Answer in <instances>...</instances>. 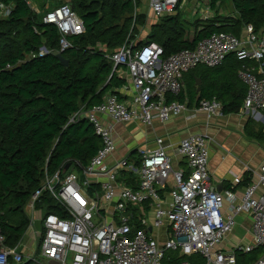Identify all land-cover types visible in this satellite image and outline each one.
<instances>
[{
	"label": "built area",
	"instance_id": "1",
	"mask_svg": "<svg viewBox=\"0 0 264 264\" xmlns=\"http://www.w3.org/2000/svg\"><path fill=\"white\" fill-rule=\"evenodd\" d=\"M184 5L185 0H149L156 21L175 15ZM12 11L11 5L0 3L1 19L10 17ZM193 13L205 21L212 14L208 3H196ZM43 24L58 30L60 54L71 47L70 37L85 34L83 20L69 4L50 10ZM48 54L43 47L38 56ZM229 56L242 63L238 76L247 88L243 113L261 124L264 134V26L260 30L251 25L243 27L238 36L213 34L193 49L166 59L163 48L155 42L138 48L134 42H127L109 60L114 67L126 68L130 86L121 93L130 100L121 102L109 95L102 104L82 108L74 115L72 123L87 120L93 126L102 147L82 172L70 171L63 179L56 174L33 194L26 213L37 250L24 256L18 247H7L0 232V264H163L167 252L199 256L204 264H237L239 254L264 248V165L259 178L237 195L231 190H212L205 136L189 137L178 145L177 154L186 161L189 174L173 169L162 139L157 140L155 149L137 150L136 160L129 159L130 155L115 156V132L109 122L151 126L182 115L189 110L188 100L181 103L171 98L184 92V76L199 66L217 68ZM191 110L208 117L223 114V106L215 98L201 100ZM127 175L135 177L134 186L120 185ZM235 182L239 183V179ZM47 191L61 207L63 217L36 211ZM162 193L170 196L168 208L163 206ZM146 207L154 213L152 223L146 218ZM136 208H140V214L135 213ZM242 213L252 219L251 242L225 250L222 246L233 234L235 219ZM38 214L40 218H36ZM37 223L42 231L34 230ZM164 224L170 231L161 246L150 231ZM253 264H264V249Z\"/></svg>",
	"mask_w": 264,
	"mask_h": 264
},
{
	"label": "trees",
	"instance_id": "2",
	"mask_svg": "<svg viewBox=\"0 0 264 264\" xmlns=\"http://www.w3.org/2000/svg\"><path fill=\"white\" fill-rule=\"evenodd\" d=\"M27 1L0 0L13 7L10 17L0 18V232L9 248L18 247L29 229L26 207L45 179L56 174L63 179L73 168L82 172L101 149L93 126L87 120L72 123L71 119L82 108L102 104L109 95L119 101L124 98L118 90L126 80L118 75L121 67L113 73L109 56L134 42L133 34L148 21L147 14L136 11L139 0H56L48 10L40 5L39 13ZM62 4H69L85 27L84 35L69 38L71 47L62 53L67 67L52 55L60 50L58 30L43 24L45 15ZM228 4L233 10L220 20L218 9ZM210 7L215 14L211 21L189 25L179 14L158 20L148 39L135 47L155 42L166 59L213 34L238 36L243 27L264 26V0H210ZM43 47L50 54L39 57ZM241 66L234 56L214 69L200 71L203 66H199L184 76V92L171 100L187 99L192 107L215 98L224 114L238 113L247 93L238 76ZM68 164L71 168L65 172ZM127 180L129 186L135 185L134 176L127 175ZM60 208L48 191L36 205L37 212L63 217ZM257 252L261 249L250 254ZM240 255L249 254H239L237 264H247ZM184 262L204 264L199 256L175 252H167L163 260V264Z\"/></svg>",
	"mask_w": 264,
	"mask_h": 264
},
{
	"label": "crops",
	"instance_id": "3",
	"mask_svg": "<svg viewBox=\"0 0 264 264\" xmlns=\"http://www.w3.org/2000/svg\"><path fill=\"white\" fill-rule=\"evenodd\" d=\"M139 1L141 3L145 1L146 5H149V0ZM193 6L195 9L196 3ZM32 7L37 13L42 11L40 4H37V0L33 1ZM48 9L49 7H46L45 4V10ZM136 11L142 13L140 8ZM181 11L178 10V13L175 15ZM157 22L151 11H148V24L152 27ZM121 72L124 73L121 74ZM118 75L120 78L126 80L124 87L130 86L127 71L123 70V67L119 69ZM124 87L118 90L120 94H122L121 92ZM244 87L246 92L247 88L245 85ZM123 97L122 102L130 100L125 96ZM187 106L189 110L180 116L173 117L166 123L157 121L151 126H145L138 122L129 124L109 122L114 128L115 140L117 142L116 158L127 156L131 153L132 156L135 155L138 158L137 150L140 148L155 149L157 148V140L162 139L163 147L167 151L168 156L172 158L173 169L175 171L184 170L186 174H189L190 171L186 161L177 154L178 145L186 138L205 136L207 141L212 142L211 152L208 146V169L212 190L217 192L231 190L237 195H241L245 187L259 178L260 168L264 165L263 126L255 122L249 115L243 113V104L238 113H223L220 117H208L203 113L192 112L191 108L193 106L190 107L188 102ZM236 179H239V183L235 182ZM119 183L121 186L128 185V180H123ZM163 195L164 193L161 195V199L163 198L162 200H164L163 206L168 208L170 196L168 194ZM134 211L136 214H140V208H136ZM224 211L227 212L228 208L225 207ZM145 215L148 221L152 223L154 217L153 211L146 207ZM166 226L164 224L160 229L152 228L153 231H150L152 237L161 246L164 245V242L169 237L170 230ZM38 228L39 226L35 225L34 230H38ZM251 230V217L245 213L240 214L235 219L233 234L222 247L226 250L233 247L234 244H249L251 242ZM32 236V233L27 230L18 246V251L24 256H31L37 250L38 244L33 240Z\"/></svg>",
	"mask_w": 264,
	"mask_h": 264
},
{
	"label": "rangeland",
	"instance_id": "4",
	"mask_svg": "<svg viewBox=\"0 0 264 264\" xmlns=\"http://www.w3.org/2000/svg\"><path fill=\"white\" fill-rule=\"evenodd\" d=\"M30 2L33 3L34 0H29ZM53 1H56V0H37V4H40V5H43V4H46V7H49V9H51L52 7H54V4L52 3ZM210 0H185V5L179 9L182 10L179 14H180V17L187 21V24H192L193 22L201 19L200 15H194L193 11H194V6L193 4L194 3H199L200 6L202 5V3H208L209 6H210V3H209ZM140 11L144 14L147 13L148 15V11L150 12V7L149 5H146L145 1H143V3L140 2ZM57 5V4H56ZM232 6L231 4H228L226 5L225 7H223L222 9H218L219 11V16H220V20H222L224 17H228V15H230V13L232 12ZM211 18L207 21H211L214 19L215 17V14H214V11L211 9ZM213 16V18H212ZM201 21L200 23H203L202 21H205V20H199ZM151 33V26L150 24H148V21H147V25L146 27H143V28H140L137 32H135L133 34V37L134 35L136 37H134V43H138V42H141V41H146L149 37V34ZM136 39V41H135ZM206 68L204 67H201V68H198L197 70H205ZM124 72H121V74H123ZM117 143V142H116ZM208 146H209V149H210V152H211V147H212V142L211 141H208ZM71 172H75L76 174H79V171L76 170L75 168L71 169ZM60 178V177H59ZM53 179V178H52ZM51 178L48 177V179H45V181L42 183L45 187L47 182L48 181H51L52 180ZM61 179V178H60ZM36 218H40V215H36ZM37 226H39V230L42 231L43 228L41 227L40 224H36ZM264 248L261 249V252ZM261 252H257V253H254V254H249V255H240V259H242L245 263L247 264H251L252 262L256 261L260 256H261ZM168 253H173V252H168ZM167 261V260H165ZM253 264V263H252Z\"/></svg>",
	"mask_w": 264,
	"mask_h": 264
},
{
	"label": "water",
	"instance_id": "5",
	"mask_svg": "<svg viewBox=\"0 0 264 264\" xmlns=\"http://www.w3.org/2000/svg\"><path fill=\"white\" fill-rule=\"evenodd\" d=\"M52 55L60 61L62 66H64V67L68 66L69 62L62 56V54L55 52V53H52ZM116 69H117V67H114L113 73L115 72ZM113 73H112V75H113ZM112 75H111V77H112ZM197 84H199V82ZM70 168H71V164H68L65 167V172L69 171Z\"/></svg>",
	"mask_w": 264,
	"mask_h": 264
},
{
	"label": "bare ground",
	"instance_id": "6",
	"mask_svg": "<svg viewBox=\"0 0 264 264\" xmlns=\"http://www.w3.org/2000/svg\"><path fill=\"white\" fill-rule=\"evenodd\" d=\"M178 13V12H177ZM195 15V14H194ZM174 16V15H173ZM176 16V15H175ZM50 54V53H49ZM184 82H185V80H184ZM182 97V96H181ZM105 99V98H104ZM178 99H180V98H178ZM180 101V100H179Z\"/></svg>",
	"mask_w": 264,
	"mask_h": 264
}]
</instances>
